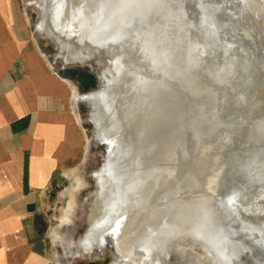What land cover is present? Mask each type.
I'll return each instance as SVG.
<instances>
[{
	"label": "rangeland",
	"instance_id": "obj_1",
	"mask_svg": "<svg viewBox=\"0 0 264 264\" xmlns=\"http://www.w3.org/2000/svg\"><path fill=\"white\" fill-rule=\"evenodd\" d=\"M21 1L30 18V25L38 45L43 54L49 59L52 67L59 70L62 75H69L70 79L77 85L78 90L76 91L78 93L84 94L101 89L104 84L103 79L107 75L106 68L108 65L110 66L113 54L89 42L81 44L75 38L68 39L65 35L57 33L53 28L47 33L38 32L35 29V23L40 17V9L35 0ZM135 1L137 4H133L131 11L146 10L147 21L144 22V25L149 27L154 15L153 10L157 6L156 0H145V3L144 0ZM159 1L162 5L161 28H164L168 38L166 47L168 51L172 48L171 53L174 54L175 64L178 63L176 65V70L179 73L176 81L178 91L176 92H179L177 94H180V96L178 95V99L176 97L178 108L175 119V122H179H174L173 127H171L172 125L169 123L171 121H166L164 128L169 130L166 132L164 129L167 135V137L164 135L165 138L162 141L164 143V154H162L163 157H158L157 161L160 163L161 168L174 166V170L172 169L170 174L165 172L164 175H168L170 179L175 178L177 187H163L158 190V193L152 190L148 196V202L139 208L138 215L141 214L139 218H142L145 209H155L165 202H172L176 199L177 201H186V204L185 202L183 204L182 201V204H180L181 202L178 201L180 209L181 207L184 210L190 208L189 212L191 214L193 209L200 210L202 214L199 212H196V214L203 215L204 221L201 220L202 217L199 216L200 219L197 217L198 214L197 216L194 214L196 210H193L194 215L192 214L191 219L196 216L198 218V220L196 219L197 224L189 219L190 216L184 215V217L181 214L180 217L186 220L182 218V221L179 220V226H181L179 236L162 238L156 246L153 243L151 247H138L139 254L131 260L122 259L120 264H264V128L262 127L264 125L261 124H264V118H262L263 120L258 118L264 115V0ZM121 3V0H114L110 10L116 13L121 8ZM104 17L106 18L105 21L98 25L108 34V32L115 29L113 27L118 19L109 18V16ZM139 17L141 19L143 15ZM135 22H139V20L133 21L131 25L127 26V30H124L125 33L123 32L124 35L121 36L122 32L119 29L115 30L114 33L118 37L121 36V41L128 42L129 49L135 55L131 59L133 63H139L142 72L149 74L146 57L142 50H138L139 45L135 44L139 42L140 36H143L142 31ZM211 41L212 45L210 44ZM192 44L194 49L190 48ZM214 44L217 47L220 45L219 48L222 47L223 50L217 48L216 51ZM207 45L209 46L207 47ZM210 45L214 46V53ZM185 46L188 47L187 52ZM223 46L226 47V51H224ZM209 49H212V51H209ZM220 51L223 53H220ZM225 52L226 56L224 55ZM194 53L200 55L196 56ZM193 57H197V59L206 57V59L197 61ZM222 69L224 70V76L221 75L220 77L216 73L222 74ZM230 69L232 70L229 71ZM225 70H228V74ZM229 74L230 76H228ZM189 76L191 77L189 78ZM216 76L219 78H216ZM220 78L221 80H218ZM188 89H191L192 93ZM179 90H183L184 94L190 92L189 94L186 93L189 98L183 93L181 96ZM195 91L200 92L197 94L198 96L195 95L194 97ZM222 93L225 94L223 100L221 99ZM185 96L188 102L190 100L189 103L192 106L186 103ZM216 96L218 98H215ZM236 98L239 100L237 101ZM191 99H194V102ZM234 99L236 101H233L232 106L235 104L236 107L235 105L232 107L230 103ZM215 100H217V104L214 103ZM182 101L183 103H181ZM237 102L242 103L241 107H238L240 104H236ZM226 103L229 104L228 107ZM77 104L80 121L87 133L86 163L82 170L84 183L76 184L75 176L69 174L68 177L64 178L65 184L61 185L60 190H58L63 195H60V199L53 202L52 223L54 228H50V239L54 241L52 251L56 254L66 249L71 264H114L113 261L107 260L105 256L101 257L97 248L91 249L81 242L91 220L97 215L102 217L104 214V203L99 191H106V185L104 182H100L93 175V172L102 166L106 146L96 138V127L91 120V106H89V103L79 99ZM187 104L189 107L184 106ZM182 106L187 109L193 108L192 110L188 109L192 115L185 117L186 114L190 115V113ZM181 108H184L187 112ZM228 108L227 111L229 112L227 113L226 109ZM235 108L238 112H235ZM194 113L196 114L194 115ZM193 115L196 119L192 117ZM121 118V131L127 136L126 138L129 137L131 141L135 140L131 142V146L139 160L137 171L141 173L142 167H144L142 165L148 164V160H145L148 158L147 154L149 153L146 145L147 134L149 133L151 138L155 133L151 134L153 132V130L151 131V125L143 122L144 117L141 115L134 114L130 116V119H126L128 117L123 115ZM101 119L102 125H106L109 119V112L106 108L102 111ZM252 119L260 122V124ZM180 120L184 121V126ZM248 122L249 124L253 122L254 126L253 124L248 126ZM188 123L189 125H187ZM179 125H182L183 129L187 126L188 130L184 129L186 133L181 131L183 129ZM180 128L181 130H178ZM236 130L240 131L237 132ZM247 132L248 134H246ZM179 133L183 136L180 137ZM133 135L135 137H132ZM144 137H146V141L143 139ZM142 140L146 144L142 143ZM171 140L174 141L175 148L172 149L173 151H170L169 146ZM162 142H160L161 145ZM145 154L146 156H143ZM154 162L152 164L149 161L148 166L152 164L153 167ZM119 168L120 163L117 169ZM114 169L112 167L110 171H114ZM116 180H109L108 184H114L117 182ZM181 180L182 182H180ZM199 199L201 202L204 201L203 204ZM193 200H198L200 204ZM187 201L193 204L187 203ZM206 201L213 209L205 203ZM196 207H200V209L198 210ZM183 209L181 210L184 211ZM207 210H210V213ZM191 214L188 213V215ZM65 217L67 219L63 221ZM209 217H211V220H209ZM183 222L193 224L191 227H194V224L195 226L198 225V223L204 227L200 228L198 225L195 228H199L190 231L187 223V226L181 225L184 224ZM202 222H205L204 225ZM211 223L213 225H209ZM205 224L213 226L211 229L214 230H211ZM214 227L220 229L216 231L218 236L220 234L219 238L215 233H211L212 231L215 232ZM207 230L211 232L209 233ZM204 233L206 234L203 235ZM60 236H64L65 243L63 246L55 241H58L57 238H60ZM149 237L156 238V230H151Z\"/></svg>",
	"mask_w": 264,
	"mask_h": 264
},
{
	"label": "bare ground",
	"instance_id": "obj_2",
	"mask_svg": "<svg viewBox=\"0 0 264 264\" xmlns=\"http://www.w3.org/2000/svg\"><path fill=\"white\" fill-rule=\"evenodd\" d=\"M121 1H122L121 6H120L121 8H119V10H117L116 13H113L110 10V8H111V5L113 4L114 0H35L36 5L40 9L39 10L40 11V17H39V19H37V22H36V29L38 32L47 33L51 28H53L57 33L65 35L68 39L75 38L81 44H84L85 42H89L92 45L103 48L107 52H109V53L111 52L113 54V58L110 60L111 64H110V66L108 65L106 68L107 75L103 79V81H104L103 87L101 89H98V90L96 89L95 91H91V92L84 93V94L75 93V98L76 99H83V100H85L91 104L90 115H91V120L94 122L95 127H96V138H98L100 141L105 142L107 144L106 154L104 157L103 164H102V166H100V168H98V170H95L93 172V175L100 182H104V184L106 185V191H104V192L99 191L100 197L104 203L103 204V210H104L103 213L104 214L102 215V217L97 215L96 217H94L91 220L90 226H89L88 230L86 231V233L84 234V236L82 237L81 242L85 246L90 247L91 249L98 247L99 248L98 251H99L100 256L101 257H103V256L108 257L110 261L114 262V264H120L122 259H127V260L133 259V257L135 255L139 254L137 251L138 247H141V246L146 247V248L151 247L153 245V243H155V246H156V245H158L160 239H162V238L163 239L168 238V237L175 238L176 236H179V233H180L179 228L181 227V226H179V220H181V218L185 219L183 217H180L181 214H183V216L187 215V217L190 216L189 219H191L192 214L196 210V209H193L191 206V210L192 209L194 210V211L193 210L191 211V212H193L192 214L189 212L190 208L187 210H184L181 207V209L184 210V211H182L180 209L179 205L182 204V202H183V204H184V202L186 204V201L181 200L182 201L181 202L180 200H178L181 202L179 204L178 201L176 199H174L172 202H165V203L161 204L160 207H157L155 209H150V210L145 209L143 212V214H144L143 217L139 218V216L141 214L138 215V212H139L138 210L140 207H142L143 205H145L148 202V196L152 190H154L155 192L158 193V190L160 188H163V187L164 188L177 187V183L175 182V178L170 179L168 175H164L165 172L170 174L172 169L174 168V166L161 168L160 163H158L157 159H158V157L160 158V156L163 157L162 154H164V145H163L164 143L162 142V141H164V138H165L164 135H166L164 132V129L166 132L169 130V129L166 130V128H164V126H166V121L170 120L171 122H169V123H171V125L172 124L174 125V122L176 119V114H177L176 111L178 108L176 97L178 99V95L180 96V94H177L179 92H176V91H178L176 89V86H177L176 81H177L179 73L176 70V65L178 63L175 64L174 54L171 53L172 48H170V50L168 51L167 47H166L168 44L167 33L164 31V28H161L162 27V24L160 23V16H161V9H162L161 2L159 0H156L157 6L153 10L154 15L151 19L152 23H151V25H149V27H147L146 25H144V22L147 21L146 10L143 11V9H142V10L133 12V11H131V8L134 6L133 4H137V2L135 0H121ZM144 3H145V0H144ZM142 15H143V17L140 19L139 16H142ZM104 16H109V18L111 17L113 19H115V18L118 19V21L115 23V26L113 27L115 29L112 32H108V34L110 36L107 34L106 31L103 30V28L99 27V25H98L99 23L105 21L106 18ZM109 20H108V22H109ZM137 20H139V22H135V24L137 23V26L142 31L143 36L142 37L140 36V38L138 40L139 42H136L135 44L139 45L138 50H142L143 54L146 57L148 69H149V74H145L142 72L141 65L139 63H137V64L133 63V60H131V59H133L135 57V55L129 49L128 42L123 41V40L121 41V36L124 35V33H125L124 30H127V28H128L127 26L131 25L133 23V21H137ZM118 29H119V31L122 32L121 36L119 35V37L114 33L115 30H118ZM210 44L211 45L213 44L212 41L210 42ZM184 45H186V44H184ZM211 45H210V47L213 48L214 46L212 47ZM208 46L209 45H207V47ZM218 46L220 47V45H218ZM185 47L187 48L186 49V52H187L188 47L187 46H185ZM219 47L216 46L215 50L217 51V48H219ZM190 48H193V44L190 45ZM223 48L225 49L226 47L223 46ZM218 50H223V49L221 47ZM209 51H212V49L211 50L209 49ZM224 51H226V49ZM227 51H229V50H227ZM201 52H202V50H201ZM206 52H207V50H206ZM214 52L215 51L213 48V53ZM221 52L222 51H220V53ZM225 54H226V52L224 53V55ZM190 55L192 56V54H190ZM195 55H194V57H195ZM197 55H200V54H197ZM209 55H210V53H209ZM218 56H219V54H218ZM189 57H188V59H189ZM204 58L206 59V57H204ZM218 58H221V57H218ZM194 59L199 61V59H201V57H199V59H197V57ZM203 59H201V60H203ZM222 59H223V57H222ZM221 60H220V62L223 61V60L222 61ZM224 60H226V59H224ZM215 61H216V59H215ZM202 63H203V61H202ZM216 63H217V61H216ZM184 64H185V62H184ZM195 64H197V63L195 62ZM218 64H221V63H218ZM232 65H233V63H232ZM230 66H231V64H230ZM212 67H214V66H212ZM218 68H219V66H218ZM224 68H225V66H224ZM226 68H227V66H226ZM185 69H186V67H185ZM232 69H230L229 71H231ZM234 69H235V67H234ZM234 69H233V71H234ZM188 70H190V69H188ZM227 71H226V73L228 74ZM188 72H190V71H188ZM223 72H224V70L222 69V74H220V73H216V74H219V76L221 77V75L224 76ZM226 73H225V75H226ZM190 74H191V72H190ZM228 76H230V74ZM228 76H226V77H228ZM190 77L191 76H189V78ZM192 78H193V76H192ZM192 78H191V80H192ZM211 78H212V76H211ZM216 78H219V77L216 76ZM178 80H180V79H178ZM195 80L196 79L194 78V81ZM218 80H221V78ZM221 82H220V84H222ZM183 83H184V80H183ZM194 83H196V82H194ZM207 83H208V81H207ZM218 83H219V81H218ZM218 83H216V84H218ZM211 86H213V85H211ZM217 86H220V85H217ZM201 88H202V86H201ZM217 88H220V87H217ZM188 90L190 91L191 89H188ZM182 91H180L181 96L183 93ZM190 92H185V94L186 93L189 94ZM199 92L200 91H198V93ZM198 93L195 91L194 97ZM216 95H218V94H216ZM224 95L225 94L222 95V98H221L222 100L224 99L223 98ZM187 96L189 98V95H187ZM218 96H216L215 98H218ZM227 98H229V97H227ZM181 99H183V98L181 97ZM186 99H187V97H186ZM193 100L194 99H191V101H193ZM238 100L239 99H237V101ZM216 101L217 100H215L214 103L217 104ZM233 101H236V100L234 99V100L230 101L231 106L234 103ZM189 102H190V100H189ZM189 102L187 99L186 103H189ZM181 103H183V101ZM238 103L240 104L238 107H241L242 103L237 102L236 104H238ZM229 104H227V107ZM190 105L192 106L191 103H189V106ZM234 105L232 107H234ZM184 106L187 107L188 104L184 105ZM184 106H182V107H184ZM216 106L218 107V105H216ZM236 106L237 105H235V107ZM186 107H184V108H186ZM104 108H106L107 111L109 112V119H108L106 125H104V124L102 125V123H101V120H102L101 116H102V111L104 110ZM214 108H216V107L214 106ZM222 108H223V106H222ZM237 108H235V110ZM188 109H190V108H188ZM192 109L193 108H191L190 110H192ZM182 110L180 111L181 113H182ZM187 110L184 109V111H186V112H187ZM227 110H229V108L226 109V111ZM214 111H216V110H214ZM188 112H189V110H188ZM194 112H196V111H194ZM228 112L229 111H227V113ZM235 112H238V111L236 110ZM134 114L138 115V116L141 115L142 117H144L143 122L149 123L152 127L151 131L153 130V132L151 134L155 133L154 135H152L153 138L152 137L150 138L149 133L148 134L146 133L148 136L147 141L145 139L146 137H144L143 139H145L147 144H146V142H143V140H142V143L147 145V151L149 152L147 154L148 158L146 157L147 159H145V160H148V162H147L148 164H149V161L152 164H153V161H155V162H154L153 167H152V164H150L149 166H148V164L142 165L144 167H142L141 173H139L137 171V168H138L137 164H138L139 160L137 159V154L134 153V149L131 146V142L135 141V140L131 141L129 139V137L126 138L127 136H125L123 134L124 132L121 131L122 130V124H121L122 118L121 117L124 115V117H128L126 119H130V116H133ZM184 114H185V112H184ZM195 114L196 113H194V115ZM214 114H215V112H214ZM253 114H255V113H253ZM258 114H260V113H258ZM191 115H192L191 113H190V115L186 114L185 117L186 116L189 117ZM194 115L192 117L196 119V117H194ZM256 115H257V113H256ZM261 115H262V113H261ZM251 116L253 117V115H251ZM263 116L258 117V118L262 119V118H264ZM198 117H200V116H198ZM255 120H256V117H255ZM255 120H253V121H255ZM263 121H261V122H263ZM178 122L179 121H176L175 123H178ZM255 122L257 124L258 123L260 124V122H257V121H255ZM183 123H184V121H181V124L184 126L185 123L184 124ZM248 124H249V122H248ZM252 124H253V122L250 123L248 126H251ZM261 124L264 125L263 123H261ZM173 125L171 127H173ZM187 125H189V123ZM175 126H176V124H175ZM181 126L179 125V127H181ZM253 126H254V124H253ZM186 127L187 126H185L184 129ZM252 127H249V128H252ZM262 127L264 128V126H262ZM167 128H169V127H167ZM181 128L178 130H181ZM171 129H173V128H171ZM184 129L181 131H185V133H186V130H188V128H186V130H184ZM147 130H148V128H147ZM157 130H158V132H157ZM239 131H237V132H239ZM182 133L184 134V132H182ZM234 133H235V131H234ZM246 134H248V132ZM127 135H128V133H127ZM140 135H142V134H140ZM168 135H169V133H168ZM179 135H180V133H179ZM179 135H177L178 138L183 136V135H180V137H179ZM241 135H242V133H241ZM172 136H173V134H172ZM132 137H135V135H133ZM166 137H167V135H166ZM140 138H142V137H140ZM176 139H177V137H176ZM160 142H162V145ZM133 145H134V143H133ZM134 146H136V145H134ZM169 146H170V151L172 149L174 150V148H175L174 147V141L171 140V144ZM181 148H182V146H181ZM145 151H146V149H145ZM143 156H146V154ZM199 157H201V156H199ZM191 158H192V156H191ZM143 159L144 158H142V160ZM144 162H146V161H144ZM160 162H162V161H160ZM119 163H120V168L117 169ZM112 167L115 168L114 171H110V169ZM187 174L189 175L190 173H187ZM113 179H115V180L117 179L116 180L117 182H115L114 184H112V183L108 184V181L113 180ZM184 181H186V180H184ZM180 182H182V180ZM170 195H171V193H170ZM191 199H193V198H191ZM200 199H203V198H200ZM200 199H199V201L201 202ZM190 201H187V203H189ZM196 201L198 202V200H196ZM196 201H194V202H196ZM200 202H198V203L200 204ZM203 202H201V204H203ZM190 203H192V202H190ZM198 203H197V205H198ZM205 203L207 204V201ZM207 205L211 206L209 203ZM196 208H198V210L200 209V207H196ZM208 208H210V207H208ZM211 208H212V206H211ZM207 211L210 213V210H207ZM181 212H183V213H181ZM196 212H199L202 214V212H200V210L199 211L196 210L194 214H196ZM188 213L191 215H188ZM197 214H196V216H197ZM199 216L202 217L201 220L204 217L203 215L201 216L200 214H198L197 217L199 218ZM197 217L195 218V220H194V218L191 220L196 222V219L198 220ZM103 218H105V219H103ZM209 220H211V217H209ZM181 221H180V223H182ZM202 221H204V219ZM183 223L184 224H181V225H186L187 222H183ZM204 223H203V225H204ZM196 224H197V222H196ZM187 225H188V228L190 231H193L194 229L199 228V227L195 228L196 226L199 225V223L196 226L194 224V227H191V225L193 226V224H190L189 222L187 223ZM209 225H213V224L211 223ZM209 225L205 224V226H207V227ZM203 227L204 226H202V225L200 226V228H203ZM209 227L211 229V227H213V226H209ZM185 229H187V228H185ZM218 229H216L215 232H213V231L212 232L210 231V232L215 233V235H217L216 231H218ZM151 230H156V234H157L156 238L149 237V232ZM211 230H214V229L212 228ZM207 232H209V231L207 230ZM206 233H204L203 235H205ZM212 235L214 236V234H212ZM219 236H220V234H219ZM219 236L217 238H219Z\"/></svg>",
	"mask_w": 264,
	"mask_h": 264
},
{
	"label": "crops",
	"instance_id": "obj_3",
	"mask_svg": "<svg viewBox=\"0 0 264 264\" xmlns=\"http://www.w3.org/2000/svg\"><path fill=\"white\" fill-rule=\"evenodd\" d=\"M76 90L43 54L22 1L0 0V264L72 263L52 251L50 228L64 178L84 183Z\"/></svg>",
	"mask_w": 264,
	"mask_h": 264
},
{
	"label": "water",
	"instance_id": "obj_4",
	"mask_svg": "<svg viewBox=\"0 0 264 264\" xmlns=\"http://www.w3.org/2000/svg\"><path fill=\"white\" fill-rule=\"evenodd\" d=\"M89 103V102H88ZM89 105L91 106V104L89 103ZM102 143H104L105 144V146L107 147V144L105 143V142H102ZM106 147H105V150H106ZM97 249H99L98 247H97ZM104 257V256H103ZM105 258L107 259V260H109V258L108 257H106L105 256Z\"/></svg>",
	"mask_w": 264,
	"mask_h": 264
}]
</instances>
